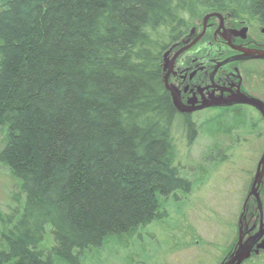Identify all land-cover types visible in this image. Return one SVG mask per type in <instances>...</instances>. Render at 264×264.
<instances>
[{"label":"trees","instance_id":"obj_1","mask_svg":"<svg viewBox=\"0 0 264 264\" xmlns=\"http://www.w3.org/2000/svg\"><path fill=\"white\" fill-rule=\"evenodd\" d=\"M213 11L264 26V0H3L0 162L14 184L0 264H85L113 245L119 262L151 264L150 226L203 185L183 162L202 123L177 111L164 56ZM234 115L212 133L232 156L252 141L238 131L259 127Z\"/></svg>","mask_w":264,"mask_h":264},{"label":"rangeland","instance_id":"obj_2","mask_svg":"<svg viewBox=\"0 0 264 264\" xmlns=\"http://www.w3.org/2000/svg\"><path fill=\"white\" fill-rule=\"evenodd\" d=\"M232 116L213 118L209 113L200 114L201 133L192 147L191 156L184 157L183 162L191 172L202 175L203 185L188 199H176L171 203L170 219L150 226L149 233L154 234V242H151L152 246L149 241L145 245L153 251L149 250L155 258L151 264H220L234 247L239 215L263 153L264 139L259 140L262 145L255 139L256 132L263 128L262 124L253 134L241 129L238 131L241 138L249 137L252 141L240 144L239 149L233 150L235 156L230 155L228 142L215 141L212 133L217 130L225 132L236 121L235 115ZM5 142L6 129L0 126V149ZM13 184L8 167L0 162V211H8ZM261 194L264 200V188ZM248 203L257 211L254 198ZM120 252L121 248L113 245L91 254L85 264H125L124 259L118 261ZM124 254L133 256L130 251ZM259 260L264 261V252L258 260L245 264L258 263Z\"/></svg>","mask_w":264,"mask_h":264},{"label":"flooded vegetation","instance_id":"obj_3","mask_svg":"<svg viewBox=\"0 0 264 264\" xmlns=\"http://www.w3.org/2000/svg\"><path fill=\"white\" fill-rule=\"evenodd\" d=\"M207 15L210 16L205 20ZM261 51H264V26L253 27L245 20L232 17L229 12L218 11L197 20L190 31L166 52L165 86L168 84L173 89L185 108L184 111L176 108L177 111L192 122L202 123L201 113L224 118L229 114L232 116L234 110L244 109L252 113L259 125L262 124L259 138L264 139V118L260 111L251 104L237 101L250 97L264 102V72L261 69L264 58L259 55ZM171 89L169 92L173 99ZM263 188L264 179L260 187L264 221ZM247 203L245 201V210L243 208L239 218H242V225L239 220V231L241 227L243 241L253 236L261 223L258 208L256 216L246 214ZM238 240L239 233L234 247L220 264L234 251ZM263 240L264 235L254 246L250 258L260 257L264 252V249L255 252L257 244Z\"/></svg>","mask_w":264,"mask_h":264},{"label":"water","instance_id":"obj_4","mask_svg":"<svg viewBox=\"0 0 264 264\" xmlns=\"http://www.w3.org/2000/svg\"><path fill=\"white\" fill-rule=\"evenodd\" d=\"M209 16L210 15H207L205 20H207ZM167 54L168 53H165V62L163 65L164 70H166L168 66V63L166 60ZM259 55L261 58H264V51H261ZM166 79H167V76H166ZM166 88L168 90L171 89L168 86V84ZM171 91L173 94V102H174L175 107L179 111H184L185 108H183V106L181 105L177 95L175 94L173 89H171ZM237 101L241 103H248V104L255 106L260 111V113L262 114L264 118V102L263 101L255 99V98H250V97L240 98V100H237ZM263 179H264V152L259 160L257 170H256V173L253 179V183H252L251 189L248 193V197L246 200L248 201L250 198H254L256 200L257 208L261 216L260 228L253 236H250L248 239L243 241L242 228L240 227L239 240H238L237 246L222 264H243L247 259L250 258L252 251L254 249V246L264 235L263 204H262V200L260 196V187L263 182ZM245 207H246V204L244 205V210H245ZM240 224L242 225V218L240 219ZM260 249H264V240L260 242L259 244H257L255 252L258 253Z\"/></svg>","mask_w":264,"mask_h":264}]
</instances>
